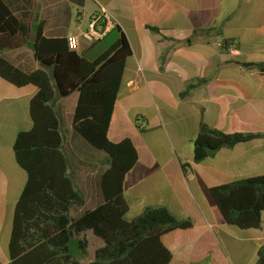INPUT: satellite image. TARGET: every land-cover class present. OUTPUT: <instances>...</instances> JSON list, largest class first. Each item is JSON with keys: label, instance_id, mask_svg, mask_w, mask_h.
<instances>
[{"label": "crops", "instance_id": "obj_1", "mask_svg": "<svg viewBox=\"0 0 264 264\" xmlns=\"http://www.w3.org/2000/svg\"><path fill=\"white\" fill-rule=\"evenodd\" d=\"M4 1L24 25L33 28L44 21V35L50 38L80 34L93 13L108 11L114 27L104 39L82 42L79 51L94 59L121 32L132 48L109 129L111 140L130 137L139 153L124 181L126 218L164 207L191 220V228L162 236L172 253L169 264H257L264 245V211L258 228L228 224L210 189L264 175V74L251 65L264 63V0ZM225 40L237 51L225 47ZM33 41L31 29L28 44L1 55L31 72L41 66ZM189 85L194 86L183 95ZM37 92L34 85L17 87L0 78V213L7 220L0 247L9 246L16 204L28 180L14 143L20 131L32 128L30 101ZM78 99L75 92L57 102L62 127L71 131L65 136L67 153L69 147L75 151L73 159L68 153L70 173L85 200L73 207L78 208L76 218L104 202L100 181L110 165L72 128ZM201 123L257 136L196 162L194 140ZM124 126L133 133H122ZM103 245L93 251L88 246L83 264L94 260ZM9 262L8 254L1 263Z\"/></svg>", "mask_w": 264, "mask_h": 264}, {"label": "trees", "instance_id": "obj_2", "mask_svg": "<svg viewBox=\"0 0 264 264\" xmlns=\"http://www.w3.org/2000/svg\"><path fill=\"white\" fill-rule=\"evenodd\" d=\"M44 25V21L33 28L24 25L0 0V78L17 87L34 85L38 89L30 101L32 128L20 131L14 143L16 160L27 172L28 180L14 212L8 264H83L88 254V230L104 241L88 264H169L172 253L162 236L175 229H189L192 222L177 218L164 207H149L132 220L126 218L129 203L124 181L138 162L139 153L130 137L118 142L109 137L126 61L132 55L127 36L121 32L115 42L91 59L72 50L67 37H46ZM31 29L32 46L41 66L25 72L1 53L28 44ZM229 45L225 40L224 46ZM251 65L264 74V63ZM75 92L79 99L72 128L89 145L107 154L110 162L100 181L104 202L77 218L72 209L82 206L85 200L70 173L62 118L57 110L58 100ZM256 136L226 133L201 123L194 140V160L202 162L223 147ZM210 193L225 222L241 229L260 227L264 175L215 186ZM257 264H264V245Z\"/></svg>", "mask_w": 264, "mask_h": 264}, {"label": "built area", "instance_id": "obj_3", "mask_svg": "<svg viewBox=\"0 0 264 264\" xmlns=\"http://www.w3.org/2000/svg\"><path fill=\"white\" fill-rule=\"evenodd\" d=\"M113 27L114 21L112 16L106 9H101L89 17L86 30L80 34H73L67 37L69 41V47L72 50L79 51L82 42L94 43L104 39ZM229 48L233 52L237 51V47L232 44L229 46ZM140 125L143 126L142 122Z\"/></svg>", "mask_w": 264, "mask_h": 264}, {"label": "rangeland", "instance_id": "obj_4", "mask_svg": "<svg viewBox=\"0 0 264 264\" xmlns=\"http://www.w3.org/2000/svg\"><path fill=\"white\" fill-rule=\"evenodd\" d=\"M58 110H60V109H58ZM62 132L65 134V136L70 137V133H71V131L65 130V128L62 127ZM122 133H124V134H129V133L132 134L133 131H132L129 127L124 126L123 129H122ZM79 137H80V136H79ZM80 139H82V138H80ZM82 141H84V140L82 139ZM84 143H86V142H84ZM85 145H88V144L86 143ZM88 146H89V145H88ZM86 147H87V146H86ZM89 147H90V146H89ZM83 148L86 149L85 146H84ZM88 149H89V148H88ZM86 151H87V150H86ZM92 151H93V150H92ZM68 153H69L70 157L73 159V157L75 156L74 148L69 147V149H68ZM100 153H101V154H97L98 157L101 158L102 160H104V161H106V162L108 163V162H109V157H108V155L105 154V153H103V152H100ZM104 164H105V163H101V166L103 167ZM76 209H78V208H76ZM76 209H75L74 211H72V215H73L74 217L77 216V212H78V211H77ZM127 217H128V216H127ZM6 221H7V220L4 218V213H0V233H1L2 231L5 230ZM86 235H87V238H88V240H89V251H93L94 246H99V245L103 244V240H102L100 237L94 235V233H93L91 230H88V231L86 232ZM0 239H1V238H0ZM7 246H8V245H7V242H5V243L3 244V247H0V259H1L2 262H5V260L8 259V249H7Z\"/></svg>", "mask_w": 264, "mask_h": 264}, {"label": "water", "instance_id": "obj_5", "mask_svg": "<svg viewBox=\"0 0 264 264\" xmlns=\"http://www.w3.org/2000/svg\"><path fill=\"white\" fill-rule=\"evenodd\" d=\"M49 73H50V77L52 78V79H54V74H53V71L50 69L49 70Z\"/></svg>", "mask_w": 264, "mask_h": 264}]
</instances>
